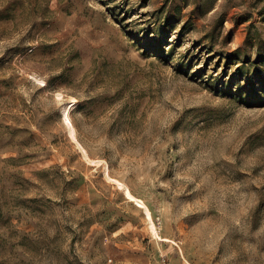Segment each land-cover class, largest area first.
I'll return each mask as SVG.
<instances>
[{
	"label": "rangeland",
	"instance_id": "rangeland-1",
	"mask_svg": "<svg viewBox=\"0 0 264 264\" xmlns=\"http://www.w3.org/2000/svg\"><path fill=\"white\" fill-rule=\"evenodd\" d=\"M0 264H264V0H0Z\"/></svg>",
	"mask_w": 264,
	"mask_h": 264
},
{
	"label": "snow or ice",
	"instance_id": "snow-or-ice-1",
	"mask_svg": "<svg viewBox=\"0 0 264 264\" xmlns=\"http://www.w3.org/2000/svg\"><path fill=\"white\" fill-rule=\"evenodd\" d=\"M60 97L59 96H57V99H59Z\"/></svg>",
	"mask_w": 264,
	"mask_h": 264
}]
</instances>
